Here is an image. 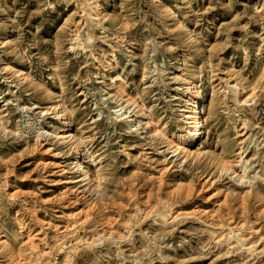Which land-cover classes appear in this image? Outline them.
Segmentation results:
<instances>
[{
  "label": "rangeland",
  "instance_id": "374dc122",
  "mask_svg": "<svg viewBox=\"0 0 264 264\" xmlns=\"http://www.w3.org/2000/svg\"><path fill=\"white\" fill-rule=\"evenodd\" d=\"M0 120V264H264V0H0Z\"/></svg>",
  "mask_w": 264,
  "mask_h": 264
},
{
  "label": "bare ground",
  "instance_id": "6f19581e",
  "mask_svg": "<svg viewBox=\"0 0 264 264\" xmlns=\"http://www.w3.org/2000/svg\"><path fill=\"white\" fill-rule=\"evenodd\" d=\"M185 84H186V92L188 95V99L186 100V109H184V114H183V116L186 120V123H187L186 131L178 133L172 139H167L168 141L166 143L172 151L178 152V153H180V152L185 153L186 152L185 146L187 145L188 142L186 141L185 137L187 134L191 135V140H190L191 142L197 141L200 138V135L202 134L201 133L202 122H201L200 116H199L200 112L197 109V107H199V101H200L198 90H197L196 86L191 81L185 82ZM62 116L63 115L60 113L59 117L61 119H62ZM64 124H65L66 129L64 128L62 130V132L60 134H58L59 138H61L62 142L71 143V139L73 138V136H71V134L68 133L69 127L71 125H70L69 121L66 119L64 121ZM82 174L84 177L88 176L87 172L84 170L82 171Z\"/></svg>",
  "mask_w": 264,
  "mask_h": 264
}]
</instances>
